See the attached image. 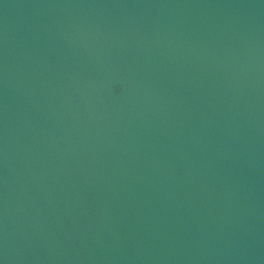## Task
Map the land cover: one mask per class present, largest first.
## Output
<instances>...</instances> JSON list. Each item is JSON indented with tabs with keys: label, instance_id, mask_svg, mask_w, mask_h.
<instances>
[{
	"label": "water",
	"instance_id": "obj_1",
	"mask_svg": "<svg viewBox=\"0 0 264 264\" xmlns=\"http://www.w3.org/2000/svg\"><path fill=\"white\" fill-rule=\"evenodd\" d=\"M0 264H264V0H0Z\"/></svg>",
	"mask_w": 264,
	"mask_h": 264
}]
</instances>
